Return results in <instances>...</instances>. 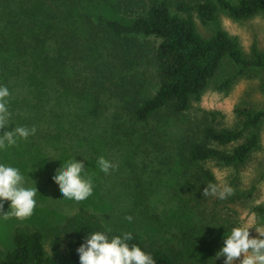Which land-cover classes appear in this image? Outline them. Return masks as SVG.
Listing matches in <instances>:
<instances>
[{"label":"trees","instance_id":"1","mask_svg":"<svg viewBox=\"0 0 264 264\" xmlns=\"http://www.w3.org/2000/svg\"><path fill=\"white\" fill-rule=\"evenodd\" d=\"M221 13L247 20L264 13V0H0V85L10 92L7 130L35 127L33 135L19 140L26 147L55 139L62 127L86 131L87 139L111 128L121 137H138L145 147L157 144L149 134L159 135L165 123L185 115L228 63L241 70L264 69V51L257 43L248 56L225 29L211 36L199 32L197 20L209 25ZM144 65L153 71L147 77L138 71ZM152 80L156 83L150 87ZM232 81L226 79L219 88ZM238 114L234 125H226L221 113L205 111L179 141L178 159L200 183L194 207L183 206L195 208L190 216L203 234L192 241L196 230L191 228L181 246L166 248L129 230V243L151 253L156 264H199L191 250L209 256L217 246L208 219L233 226L232 216L227 222L215 209L223 200L214 201L203 190L217 184L211 162L235 167L259 147L264 104L238 109ZM255 209L264 214L263 205ZM103 228L108 227L102 219L86 209L61 225L17 226L12 247L0 248V264H56L47 242L53 250L65 245L79 264L75 249L81 238ZM215 256L209 259L223 264V257Z\"/></svg>","mask_w":264,"mask_h":264},{"label":"rangeland","instance_id":"2","mask_svg":"<svg viewBox=\"0 0 264 264\" xmlns=\"http://www.w3.org/2000/svg\"><path fill=\"white\" fill-rule=\"evenodd\" d=\"M197 27L204 36H211L219 28L227 30L239 39L248 56L253 43H257L264 51V13L242 21L221 13L217 21L209 25L197 20ZM138 71L145 73L146 77L153 72L149 65L142 66ZM228 78L233 79L229 86L219 88ZM155 83L156 80H152L149 86L153 87ZM263 104L264 69L241 70L239 66L228 63L218 77L209 83L200 99L193 101L185 115L173 124L165 123L159 135L149 134L157 144L149 143L145 147L138 137H121L111 128L103 136L96 135L87 139L89 135L86 131L70 130L69 127H62L55 139H49L41 146L26 147L18 141L14 147L0 151V162L19 168L22 174L26 172L24 176L27 184L36 186L38 190L36 206L28 218L10 217L5 220L3 212L9 210V202L4 203L0 211V248L8 250L12 247L13 233L17 226L61 225L67 217L81 209L96 213L112 230L136 231L148 241L162 244L166 248L181 246L185 233L191 228L196 230L195 235H192V241H196L203 234V228L190 216L195 208L188 209L183 205L194 207L200 183L194 178L192 170L178 159L179 141L186 128L198 123L205 111H217L221 113V119L226 125H234L239 119L238 109H261ZM80 106L83 112L87 111L85 105L81 103ZM259 134V147L245 163L235 167L216 162L209 164L216 175L217 185L233 189L232 195L215 208L227 222L232 216L233 226L249 218L264 224V214L255 209L258 205L264 206V122ZM235 145L226 148L233 149ZM26 148L30 152L26 153ZM99 156H104L115 165L108 174L95 167ZM75 157L77 160L83 157L87 160L86 171L94 184L92 195L79 202L63 198L59 185L52 178L61 164L60 160ZM217 199L212 197L214 201ZM126 215L132 216L131 222L124 219ZM214 221L216 219L209 218L206 222L212 226V238L217 245L215 250L209 251L213 256L222 246L223 235L233 227L230 223L218 225ZM256 235L255 230L250 229V236ZM45 249L56 264H77L65 245L53 250L47 242ZM190 253L199 264L215 262L209 259L208 253H200L195 249Z\"/></svg>","mask_w":264,"mask_h":264},{"label":"clouds","instance_id":"3","mask_svg":"<svg viewBox=\"0 0 264 264\" xmlns=\"http://www.w3.org/2000/svg\"><path fill=\"white\" fill-rule=\"evenodd\" d=\"M10 92L8 87L0 85V151L14 147L19 140L27 139L36 132L35 127L15 126L7 130L9 124ZM61 164L53 173V180L59 185L63 198L76 202L84 201L93 193V179L88 175L84 157L82 160L71 158L60 160ZM95 167L108 174L115 165L104 156L97 157ZM36 186H29L19 168L0 162V211L4 203L9 210L3 212V219L14 217L25 219L33 214L36 206ZM230 186L220 187L209 183L203 195L220 200L231 196ZM125 220L131 222L132 216ZM250 229L258 234L250 236ZM133 240L131 231H120L112 234V229L103 228L85 234L76 247L79 264H156L152 254L144 250ZM222 246L216 253V259L223 257V264H264V224L256 223L253 218L230 228L222 237Z\"/></svg>","mask_w":264,"mask_h":264}]
</instances>
